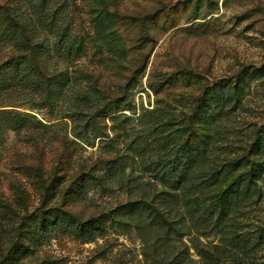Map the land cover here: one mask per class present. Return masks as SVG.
Masks as SVG:
<instances>
[{
	"label": "rangeland",
	"instance_id": "1",
	"mask_svg": "<svg viewBox=\"0 0 264 264\" xmlns=\"http://www.w3.org/2000/svg\"><path fill=\"white\" fill-rule=\"evenodd\" d=\"M101 9L99 0H0V245L18 244L5 264H150L134 228L113 219L111 210L129 196L107 175L119 172L108 161L129 153L122 164L129 186L160 188L140 170L147 157L130 149L149 133L137 121L142 108L158 105L187 120L205 89L235 85L246 69L262 68L245 81L242 105L221 140L241 139L245 147L255 131L264 136V0H115L110 12L121 47L108 30H98ZM33 30H40L43 48L34 47L31 60L19 58L17 45L30 40L32 49L38 42ZM58 30L81 46L69 62L54 47ZM59 73L69 76L63 84ZM84 95L96 102L71 117ZM111 102L120 106L115 112L99 110ZM18 113L35 119L15 127ZM89 117L107 135L94 139L97 124L86 127ZM260 187L240 220L254 247L223 264H264V174ZM56 215H71L75 227L44 235L42 223ZM81 224L95 227L93 236L77 237ZM203 241L219 243L215 234Z\"/></svg>",
	"mask_w": 264,
	"mask_h": 264
},
{
	"label": "trees",
	"instance_id": "2",
	"mask_svg": "<svg viewBox=\"0 0 264 264\" xmlns=\"http://www.w3.org/2000/svg\"><path fill=\"white\" fill-rule=\"evenodd\" d=\"M99 2L103 9L96 16L98 30H108L121 47L123 41L116 32L118 29L110 12L115 0ZM33 31L38 42L32 49L29 48L30 40L21 46L17 45L19 58L31 60L34 47L43 48L45 41L41 38L40 30ZM108 32H105L104 37L110 47ZM54 47L64 55V62L71 61L81 48L68 30L56 32ZM37 71L45 75L41 66L37 67ZM244 72L246 77L237 79L235 85L221 81L219 85L205 89L201 97L197 98L187 120L158 105L152 109L142 108L137 121L146 125L149 133L145 138L138 136L130 143V149L135 154L147 157L140 170L150 178L151 185L157 184L160 188L146 190L140 182L129 186L130 181L124 177L125 166L122 165L129 157L132 158L129 153L116 154L115 158L108 161L109 164L117 165L119 172H108L107 175L111 176L113 184L121 190L125 189L129 196L128 201L111 210L113 219L123 228H134L147 263L223 264L224 260L231 257L242 259L254 247L251 236L244 231L240 220L247 208L254 204L256 196L261 195L264 136L255 131L253 142L245 147L241 139V144L228 140L224 143L221 140L225 137L228 139V122L242 105L245 81H254L263 74L262 68L246 69ZM58 75L62 84L69 79L62 73ZM45 79L50 84L51 78L45 75ZM92 102L96 100L84 95L81 102H76L73 107L71 117H82L83 111L92 108ZM119 107L118 103L113 102L99 104V110H108L109 113ZM129 109L131 107L127 106L123 110ZM30 117L35 119L32 115L18 113L11 121L15 127L22 128ZM90 124L93 127L98 125L93 130L94 139L107 135L97 120L93 122V117H89L86 127H90ZM76 135L85 139L81 131L76 132ZM242 149L244 152H241ZM93 177L86 178L85 183L90 178L95 179ZM72 227H75V222L71 215L69 218L56 215L42 223L41 230L44 235H49L54 230L67 231ZM95 229L92 225L84 228V224H81L77 237L93 236ZM210 234L218 237V244L203 241ZM16 244L8 249L0 245V264L10 259L12 251L17 249ZM191 249L199 260L192 257Z\"/></svg>",
	"mask_w": 264,
	"mask_h": 264
}]
</instances>
